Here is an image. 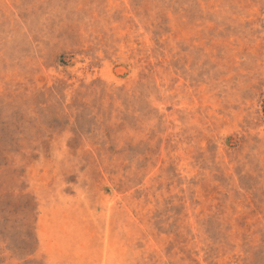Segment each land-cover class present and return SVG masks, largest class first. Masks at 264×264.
Returning <instances> with one entry per match:
<instances>
[{
  "label": "rangeland",
  "instance_id": "obj_1",
  "mask_svg": "<svg viewBox=\"0 0 264 264\" xmlns=\"http://www.w3.org/2000/svg\"><path fill=\"white\" fill-rule=\"evenodd\" d=\"M0 264H264V0H0Z\"/></svg>",
  "mask_w": 264,
  "mask_h": 264
}]
</instances>
